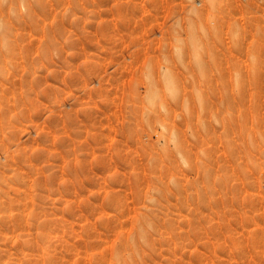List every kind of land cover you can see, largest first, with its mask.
<instances>
[{"label":"rangeland","instance_id":"obj_1","mask_svg":"<svg viewBox=\"0 0 264 264\" xmlns=\"http://www.w3.org/2000/svg\"><path fill=\"white\" fill-rule=\"evenodd\" d=\"M0 264H264V0H0Z\"/></svg>","mask_w":264,"mask_h":264}]
</instances>
